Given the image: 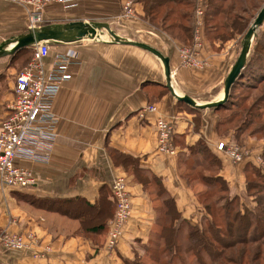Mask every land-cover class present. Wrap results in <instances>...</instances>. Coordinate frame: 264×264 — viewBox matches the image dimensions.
Wrapping results in <instances>:
<instances>
[{
	"label": "crops",
	"instance_id": "0c3cea01",
	"mask_svg": "<svg viewBox=\"0 0 264 264\" xmlns=\"http://www.w3.org/2000/svg\"><path fill=\"white\" fill-rule=\"evenodd\" d=\"M127 1L51 2L42 10V25L106 22L111 29L115 28L112 30L116 34L147 43L169 57L171 84L177 94L189 95L199 103L221 98L224 78L238 56L236 39L221 42L204 38L198 58L206 61V65L183 66L178 55L180 41L144 21L140 3H133V16L123 17ZM27 30V9L0 0V43ZM142 31L146 36L139 35ZM47 43L46 68L51 67L57 54L68 50L76 53L70 66L72 77L62 83L53 99L55 136L29 134L23 143L47 159L36 161L23 153L15 158L16 164L32 172L34 185L25 189L0 185V236L28 232L36 236V241H28V247L20 250L0 246V264H125L123 259L133 258L154 229L155 207L160 205V199L151 187L136 180L130 164L128 169L115 162L119 154L135 158L137 168L159 178L182 217L192 224L203 212L198 200L201 191L195 190L203 184L199 177L190 181L186 170L192 168L191 174L198 170L193 168L196 155L189 154V147L199 139L220 159L217 175L222 176L230 191L239 196L244 193L246 165L255 162L254 155H260L263 142L245 137L242 145L248 155L238 163L218 151L219 141L233 143L230 135L218 132V112L178 102L164 86L163 65L157 57L139 47L107 39ZM11 56L0 57V120L8 114L14 99L15 75L20 70ZM149 105H154L156 111H142ZM157 117L174 123L175 154L157 150ZM119 175L127 180L131 214L113 249L106 245L107 226L113 214L104 231L93 233L83 229L78 217L36 207L18 196L19 193L61 199L77 196L94 204L100 201V187L106 186L112 201L111 182ZM73 211L79 212L74 208ZM35 252L41 255L34 256Z\"/></svg>",
	"mask_w": 264,
	"mask_h": 264
},
{
	"label": "trees",
	"instance_id": "16d2710c",
	"mask_svg": "<svg viewBox=\"0 0 264 264\" xmlns=\"http://www.w3.org/2000/svg\"><path fill=\"white\" fill-rule=\"evenodd\" d=\"M133 1L141 4L142 18L148 24L173 39L191 44L195 0ZM207 8L206 19L210 23L207 37L210 41L224 42L246 32L261 6L258 0H208ZM263 24L260 27H264ZM260 31L253 39L255 46L250 49L227 100L212 108L219 115L218 132L230 135V140L236 144H242L247 136L257 138L264 135V29ZM33 50L34 46L20 48L12 54L11 60L17 62L22 55L29 54V57L16 63L20 68L24 60H30ZM189 154L196 155L193 168L198 170L191 174L190 168L186 170V176H190V181L192 177H199L205 188L198 193L199 203L203 206L201 225L192 224L182 217L174 199L165 193L161 180L137 168L135 158L124 154L116 156V163L128 169L130 164L136 180L144 187H151L160 199V205L155 207L157 217L154 229L143 244V255L134 252L133 258L123 259L124 263L264 264V173L254 164L246 165L245 191L239 196L230 191L222 176L217 175L220 159L202 139L189 147ZM261 156L264 158V146ZM108 195L107 187L101 186L100 201L91 204L77 196L61 199L18 194L36 207L78 217L83 229L93 233L104 231L107 219L114 212V203ZM251 196L255 202L253 209L241 202V198ZM73 208L79 212L74 214Z\"/></svg>",
	"mask_w": 264,
	"mask_h": 264
},
{
	"label": "built area",
	"instance_id": "2783aa9c",
	"mask_svg": "<svg viewBox=\"0 0 264 264\" xmlns=\"http://www.w3.org/2000/svg\"><path fill=\"white\" fill-rule=\"evenodd\" d=\"M23 5L27 9L28 29L40 27L43 23L42 10L51 2L69 3L71 0H6ZM206 11L205 0H195L193 14L195 17L193 43L190 46H179L178 55L181 64L186 67H203L206 61L198 58L202 47V29ZM132 8L130 0L124 5L123 17H130ZM47 42L34 46L31 59L16 73L14 99L9 106L8 114L0 120V185L17 189L29 188L35 183V177L25 166L18 165L15 158L18 154L29 155L36 161H45L46 155L36 149L24 147L27 135L54 137L56 122L53 111V99L64 81L72 77L70 66L76 57L72 50L57 54L50 68H46L44 58L48 53ZM142 111L155 112L154 105L145 106ZM157 150L163 154H175L173 144L174 123L171 119L157 117L155 120ZM217 150L224 152L233 163L246 159L248 151L235 143L219 141ZM258 162L262 163L259 159ZM114 203L113 216L108 222L106 245L113 249L123 235L131 214L130 192L126 177H115L110 186ZM28 241H36L32 232L2 234L0 246L20 250L28 247ZM34 256L41 254L33 253Z\"/></svg>",
	"mask_w": 264,
	"mask_h": 264
},
{
	"label": "water",
	"instance_id": "95a60500",
	"mask_svg": "<svg viewBox=\"0 0 264 264\" xmlns=\"http://www.w3.org/2000/svg\"><path fill=\"white\" fill-rule=\"evenodd\" d=\"M264 22V4L256 14L250 27L243 36L240 51L233 63L231 69L227 73L223 81V95L221 98L209 101L205 103H199L189 95L177 94L171 84L170 78V63L169 57L163 55L158 49L153 46L128 38H124L115 33L106 22H84V21H71L65 24H45L40 27L28 29L27 32L18 35L15 39H10L6 42L0 43V57L11 55L20 48L35 46L38 43L44 42H66L72 43L82 39H94L100 40V35L105 30L111 39L112 43L128 44L144 49L155 57H157L163 65L165 84L164 86L178 101H182L185 104L199 108H215L224 103L229 95V90L238 77L241 69L243 68L248 53L251 48L253 39L256 36L257 29ZM10 47V48H9Z\"/></svg>",
	"mask_w": 264,
	"mask_h": 264
},
{
	"label": "rangeland",
	"instance_id": "374dc122",
	"mask_svg": "<svg viewBox=\"0 0 264 264\" xmlns=\"http://www.w3.org/2000/svg\"><path fill=\"white\" fill-rule=\"evenodd\" d=\"M258 2L260 3V6L262 7L263 6V4H264V0H258ZM133 3H135L133 0H130V5H131V8L133 7ZM205 5H206V11H205V14H204V25H203V29H202V34H203V36H202V39H204V38H208L207 37V35H208V27H210V23L208 22V20L206 19V13H207V7H208V0H205ZM194 6H195V1H194ZM194 9V8H193ZM260 9H258V11H259ZM256 14L257 13H255V16H256ZM131 16H133V15H131ZM130 16V17H131ZM195 17H194V14H192V22H193V29H192V40H191V44H185V43H182V42H180V44H179V46H191L192 45V43H193V35H194V25H195ZM215 20H213V22H214ZM252 21H253V18L251 19V21H250V24H249V27H250V25H251V23H252ZM264 23V22H263ZM262 23V24H263ZM264 25V24H263ZM154 27V26H153ZM156 28V27H155ZM112 29H115V28H112ZM156 29H158V28H156ZM264 29V27L263 26H259V28L257 29V31L259 32L260 30H263ZM159 30V29H158ZM160 31H162V30H160ZM262 31H260V33H261ZM246 32H242V33H240V34H236L235 36H234V39H236L235 40V45L237 44V50H238V53H239V51H240V47H241V42H242V39H243V36H244V34H245ZM259 33V34H260ZM146 33L144 32V31H142V32H139V35H142V36H146L145 35ZM168 35V34H167ZM256 35H257V32H256ZM102 38L101 39H107V40H110L111 39V37L109 36V34L104 30L103 32H102V34L100 35ZM169 36V35H168ZM100 39V40H101ZM255 40L254 41H252V44H251V48L250 49H252L254 46H255ZM217 48V47H216ZM27 57H29V54H26V55H22L21 57H20V59L18 60V61H20V60H23V59H26ZM0 59H2V58H0ZM17 61V62H18ZM16 62V63H17ZM26 62V60H24V63ZM28 62V61H27ZM26 62V63H27ZM2 63V62H1ZM24 63H23V65H24ZM25 63V64H26ZM22 65V66H23ZM21 66V67H22ZM20 67V68H21ZM232 131H230L228 134H230ZM258 141H261V142H263L262 143V150H263V146H264V135H259V136H257V138H256ZM236 144V143H235ZM242 144H243V142H242ZM242 144H237V145H239L242 149L244 148L245 149V147L242 145ZM246 150V149H245ZM262 150L260 151V155L259 154H257V153H255V155L254 156H257V157H255V159L253 158V160L255 161L253 164L255 165V166H257L260 170L259 171H261L262 173H264V158H262V156H261V152H262ZM261 160L262 161V163H260V162H258V160ZM203 188V189H202ZM201 189L202 190H204L205 188H204V186L202 185V187L200 186V187H196V191H201ZM253 196H251V197H246V198H241V202L243 203V205H245V206H247L248 208H250V209H253L254 208V206H255V202L253 201ZM203 199L201 198V201H202ZM201 204V203H200ZM202 206V205H201ZM200 206V208H203V206L201 207ZM203 210V209H202ZM200 212H201V209L199 210ZM199 212V213H200ZM199 216L201 217L202 216V214H199ZM200 217H199V219H197V221H195V223L194 224H200L201 225V221H200ZM198 218V217H197ZM196 219V218H195ZM135 252H137L139 255H143V244L141 245L140 244V248H139V250L138 251H135Z\"/></svg>",
	"mask_w": 264,
	"mask_h": 264
},
{
	"label": "bare ground",
	"instance_id": "6f19581e",
	"mask_svg": "<svg viewBox=\"0 0 264 264\" xmlns=\"http://www.w3.org/2000/svg\"><path fill=\"white\" fill-rule=\"evenodd\" d=\"M102 37L100 36V39H101Z\"/></svg>",
	"mask_w": 264,
	"mask_h": 264
}]
</instances>
